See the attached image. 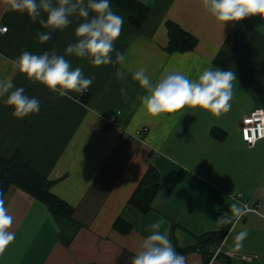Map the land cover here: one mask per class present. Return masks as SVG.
Masks as SVG:
<instances>
[{"label": "crops", "instance_id": "0c3cea01", "mask_svg": "<svg viewBox=\"0 0 264 264\" xmlns=\"http://www.w3.org/2000/svg\"><path fill=\"white\" fill-rule=\"evenodd\" d=\"M137 1L148 7L139 26L110 0L112 11L123 17L111 54L113 61L116 52L126 56L125 77L118 80L119 64L97 67L66 54L83 18L74 15L67 28L52 31L0 0V26L8 28L0 33V80L11 79L14 88L23 87L40 102L38 113L19 119L0 98V158L21 151L26 165L53 182L52 194L73 208L78 226L62 230L45 203L11 186L4 199L15 240L0 264H131L149 225L160 218L166 221L161 231L168 230L186 264H205L200 237L222 231L226 236L210 246L208 264H264V140L250 147L241 134L245 118L264 109V20L247 17L222 28L202 0ZM169 22L193 35L196 47L170 52ZM38 32H51V38L40 43ZM52 49L73 69L80 67L85 78L94 77L87 90L70 93L71 99L58 97L14 68L22 51L40 55ZM140 67L153 83L172 71L191 80L209 68L234 71L231 109L214 116L185 107L153 117L138 99L146 90L128 71ZM150 167L156 170L157 191L143 212L131 199ZM233 203L260 205L258 212L236 219ZM224 216L227 222H221ZM241 231L248 233L242 246L236 240Z\"/></svg>", "mask_w": 264, "mask_h": 264}, {"label": "clouds", "instance_id": "9594fccd", "mask_svg": "<svg viewBox=\"0 0 264 264\" xmlns=\"http://www.w3.org/2000/svg\"><path fill=\"white\" fill-rule=\"evenodd\" d=\"M8 9L26 13L32 22H39L45 29L63 30L71 24L70 17L83 18L75 29L76 42L69 44L65 50L67 55L87 58L93 66L119 64L116 78L123 80L126 56L116 52L112 60L114 41L122 31L123 17L114 13L110 0H5ZM203 8L221 24L241 21L247 17L259 16L264 20V0H202ZM46 14V19L43 18ZM51 38V32L37 33L40 43ZM14 68L25 75L28 80L38 82L58 97L71 99L70 93H80L89 88L93 78H85L80 67L73 69L64 55H58L55 49L36 55L22 51L13 61ZM133 81L146 90L147 94L139 96L142 107L153 117L164 113H175L185 107L201 109L214 116H220L231 109L233 98L234 71L205 69L197 80H191L178 71L164 74L157 83H153L147 75V69L140 67L132 71ZM23 87L14 88L11 79L0 80V98L5 105L13 109L12 115L23 119L30 114L39 112L40 102L35 97L24 94ZM121 95L125 90L121 89ZM57 97H52L55 100ZM232 217L239 219L245 214L246 208L237 203L230 205ZM13 217L5 207L3 191H0V255L15 240V233L9 229ZM229 218L221 217V222ZM166 224L160 218L149 225L150 234L142 239L131 264H186V257L179 253L168 237ZM247 231H241L236 240L240 246L246 239Z\"/></svg>", "mask_w": 264, "mask_h": 264}, {"label": "trees", "instance_id": "16d2710c", "mask_svg": "<svg viewBox=\"0 0 264 264\" xmlns=\"http://www.w3.org/2000/svg\"><path fill=\"white\" fill-rule=\"evenodd\" d=\"M128 10L134 25H141L148 11V7L137 0H111ZM170 42L168 50L170 52H184L196 47L198 40L190 33L183 30L174 22L168 23ZM153 167H150L140 186L131 199V203L136 204L143 212L150 209L151 201L157 191V174ZM53 182L49 181L35 170L24 163L21 151H18L12 158H0V191L5 194L11 186H16L35 199L45 203L52 212L60 227H70L72 222L73 208L66 202L56 197L51 192ZM74 227H78L75 226ZM78 229V228H77ZM226 231L205 234L200 237V242L204 245L205 264L212 259L213 252L209 251L210 246L223 241ZM66 243L70 239H65Z\"/></svg>", "mask_w": 264, "mask_h": 264}, {"label": "built area", "instance_id": "2783aa9c", "mask_svg": "<svg viewBox=\"0 0 264 264\" xmlns=\"http://www.w3.org/2000/svg\"><path fill=\"white\" fill-rule=\"evenodd\" d=\"M7 30V27L0 26V33H4ZM146 131L147 129L138 130L135 132L134 136L144 134ZM241 134L245 143L250 147L255 146L259 141L264 140V109L255 110L248 115L247 118H245L241 125ZM259 205L260 204H258V206ZM258 206L251 208L248 204H246V212H258ZM221 249L222 248H219V250L215 252L214 256H217L219 252H221ZM228 255L232 258L237 257V255L233 253H229Z\"/></svg>", "mask_w": 264, "mask_h": 264}]
</instances>
